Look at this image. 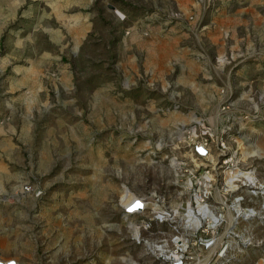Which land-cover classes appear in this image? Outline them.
<instances>
[{"label": "rangeland", "instance_id": "374dc122", "mask_svg": "<svg viewBox=\"0 0 264 264\" xmlns=\"http://www.w3.org/2000/svg\"><path fill=\"white\" fill-rule=\"evenodd\" d=\"M200 164L219 225L187 237ZM1 232L21 264H264V0H0Z\"/></svg>", "mask_w": 264, "mask_h": 264}, {"label": "built area", "instance_id": "2783aa9c", "mask_svg": "<svg viewBox=\"0 0 264 264\" xmlns=\"http://www.w3.org/2000/svg\"><path fill=\"white\" fill-rule=\"evenodd\" d=\"M223 149H224V144L219 143L218 151L222 152ZM194 152L199 159L205 158L209 154L207 141L199 142V143L195 144ZM197 168H198L197 171L199 170L198 174H197V171H195L194 173L190 172V175H188V176L186 175L187 177H185V180H184L186 190L187 189L190 191L200 190L203 192V194H201V195L198 194V195L193 196L195 208H191L192 210L193 209L195 210L197 208V201L210 208V206H208L206 201L209 199V197L212 193V186L214 184V178L218 177V175H219V173H218L219 168L208 169L206 164H200ZM207 175H209L211 178H206L205 176H207ZM246 182L249 183L247 179H246ZM22 190H23V192H29L30 189L28 187H23ZM120 198H119V201H120ZM138 198L140 199V204L137 205V203H136V205L134 206V210H133L134 213L132 214L133 217H136L137 216L136 214H138V213H144L146 211H147L146 213H149L148 214L149 217L147 220L139 222L135 225L136 231L138 229L137 226H139V229L141 227L147 228V227H150V224L152 222H157L158 224L159 223L163 224V223H166L169 221L171 214L164 211L162 206H160L162 209L160 210V213H158L156 210L148 209L147 206H145V208L143 207L144 202H148V201H146L145 197H138ZM155 201L159 204V201L154 200L153 202H155ZM119 205H120V203H119ZM120 207L122 208L123 213L124 212L125 213L133 212V211L128 212V209L124 206L120 205ZM189 209L190 208H186L185 212H186V210H189ZM185 212H184V215H185ZM186 222H187V220H183V224H184L183 231H184L185 235L187 237H189L191 235V233H194L198 229H200L203 224L205 225V227L207 226L209 230L215 229L216 226L219 225L218 224L219 218L216 221L215 226L213 228H209V226L207 224H205L203 221V223L200 226H198L197 229H195V228L191 229L190 225L186 224ZM181 237L183 238V235ZM175 238L176 239H174V240H177V239H179V236L176 235ZM185 240H188V239H185ZM136 242L140 243L141 239H138V237H137ZM178 242L179 241H177V243ZM179 243H181V241ZM185 243H184V245H185ZM182 245H180L179 247H181ZM145 256L149 257V260L151 262H153V264H185V259H184L185 253H184V251H181V250L175 251V252L168 251L165 248V245L162 243H159L158 245H152V247L150 249L145 251ZM15 263L21 264L19 262H16L15 260H12L10 262H5L4 260L3 261L0 260V264H15Z\"/></svg>", "mask_w": 264, "mask_h": 264}, {"label": "bare ground", "instance_id": "6f19581e", "mask_svg": "<svg viewBox=\"0 0 264 264\" xmlns=\"http://www.w3.org/2000/svg\"><path fill=\"white\" fill-rule=\"evenodd\" d=\"M234 173H237V172L235 171ZM205 177L211 178L209 175H207ZM236 177H238V175H236ZM239 177H241V176H239ZM233 178L234 177H232V176L228 177V179L230 180L231 183L233 181ZM244 178L247 179L248 182L252 181V183H254V181H253L254 178H253L252 174H250V173L242 174V179H244ZM236 207H238V205ZM160 210L161 209L158 210V213H160ZM185 219L187 220L186 224L190 225L191 229H194V228L197 229V227L200 226L203 223V221L205 224H207L209 226V228H213L215 226L216 221L218 220V217L213 213V211L210 208H208L207 206H205V205H203L197 201V208L195 210L194 209L193 210L192 209L186 210ZM229 223H230V220H229ZM10 261H12V260H10ZM10 261H8V262H10ZM15 264H17V263H15Z\"/></svg>", "mask_w": 264, "mask_h": 264}, {"label": "crops", "instance_id": "0c3cea01", "mask_svg": "<svg viewBox=\"0 0 264 264\" xmlns=\"http://www.w3.org/2000/svg\"><path fill=\"white\" fill-rule=\"evenodd\" d=\"M46 2H48V1H46ZM49 3V2H48ZM55 13H56V3H55ZM251 54H250V62L249 63H251L254 59H258L257 57H255L256 56V54L257 53H254L253 54V51H254V48L252 47L251 48ZM252 59V60H251ZM252 70H254L255 68H257L258 69V64H257V66L256 67H254V65H256V62L255 63H252ZM259 67H261V66H259ZM7 237L8 236H6V234L5 233H0V247L1 248H3V249H5V247H6V249H7V244H6V240H7ZM0 256L3 258L4 257V261L5 262H8V261H10V260H14V259H9V258H15V260H18V261H20V262H23V263H26L24 260H21L19 257H16V256H10L9 254H7V253H3V252H1L0 251Z\"/></svg>", "mask_w": 264, "mask_h": 264}]
</instances>
